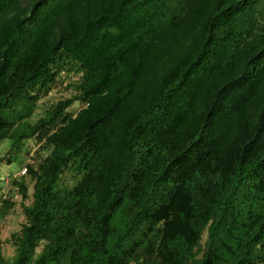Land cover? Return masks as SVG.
<instances>
[{"label": "trees", "instance_id": "obj_1", "mask_svg": "<svg viewBox=\"0 0 264 264\" xmlns=\"http://www.w3.org/2000/svg\"><path fill=\"white\" fill-rule=\"evenodd\" d=\"M2 145L0 264H264V0H0Z\"/></svg>", "mask_w": 264, "mask_h": 264}, {"label": "rangeland", "instance_id": "obj_2", "mask_svg": "<svg viewBox=\"0 0 264 264\" xmlns=\"http://www.w3.org/2000/svg\"><path fill=\"white\" fill-rule=\"evenodd\" d=\"M64 80L63 82H59L57 86H55L47 95H44L39 102V107L37 109L36 116L41 115L45 109H48L56 103L59 100L65 99L67 97H70L72 95V90L69 88V84L72 80L77 79V75L70 74V75H64L62 77ZM80 108V104L75 103L72 108L69 109V111H77ZM31 145H29L31 149V154L34 153L37 146L30 142ZM6 151V145H2L0 147V154L4 153ZM26 158V157H25ZM25 165L18 166V165H8L3 164L0 167V175L5 179V183L2 187V190L0 191V197H5V195L11 197L15 201V207L11 210L9 215H7L4 218H0V251L2 254H4L6 257H12L15 254V248L14 245L10 242V237L14 232L20 231L22 224L25 222V216L22 212V197L11 185V177L12 176H21L25 174ZM29 194H32V181H29ZM31 199L26 201V204H29ZM206 240V233L203 236L202 243H204Z\"/></svg>", "mask_w": 264, "mask_h": 264}]
</instances>
